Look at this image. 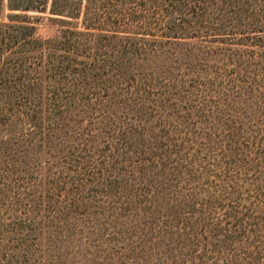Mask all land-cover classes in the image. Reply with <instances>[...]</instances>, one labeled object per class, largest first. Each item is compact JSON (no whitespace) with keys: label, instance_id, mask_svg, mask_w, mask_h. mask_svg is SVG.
Listing matches in <instances>:
<instances>
[{"label":"trees","instance_id":"16d2710c","mask_svg":"<svg viewBox=\"0 0 264 264\" xmlns=\"http://www.w3.org/2000/svg\"><path fill=\"white\" fill-rule=\"evenodd\" d=\"M71 244L264 264V0H0V264Z\"/></svg>","mask_w":264,"mask_h":264},{"label":"rangeland","instance_id":"374dc122","mask_svg":"<svg viewBox=\"0 0 264 264\" xmlns=\"http://www.w3.org/2000/svg\"><path fill=\"white\" fill-rule=\"evenodd\" d=\"M45 16V14L42 15L40 22L36 26V35L41 38L52 37L58 33V25L56 22L48 20ZM1 19H5V16L2 15ZM74 247L75 244H71L63 251L62 260L64 263L67 264L72 259L73 250L75 249Z\"/></svg>","mask_w":264,"mask_h":264}]
</instances>
